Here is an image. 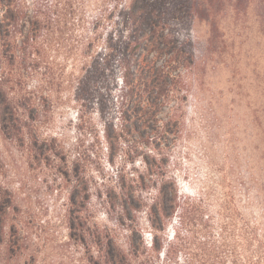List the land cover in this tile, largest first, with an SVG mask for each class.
I'll list each match as a JSON object with an SVG mask.
<instances>
[{
	"label": "rangeland",
	"instance_id": "obj_1",
	"mask_svg": "<svg viewBox=\"0 0 264 264\" xmlns=\"http://www.w3.org/2000/svg\"><path fill=\"white\" fill-rule=\"evenodd\" d=\"M73 1L65 47L35 67H14L23 74L10 85L16 134L6 135L0 118V264L104 263L109 240L150 250L162 189L202 208L218 247L221 235L240 242L243 229L264 240V0H227L216 35L182 0H157L195 64L176 96L175 138L149 155L129 148L134 134L121 137L123 78L112 59L102 61L132 0ZM136 171L146 184L131 181ZM131 185L142 202L127 213ZM174 220L159 233L165 239Z\"/></svg>",
	"mask_w": 264,
	"mask_h": 264
},
{
	"label": "trees",
	"instance_id": "obj_2",
	"mask_svg": "<svg viewBox=\"0 0 264 264\" xmlns=\"http://www.w3.org/2000/svg\"><path fill=\"white\" fill-rule=\"evenodd\" d=\"M226 1L182 0V5L206 18L216 35L218 17ZM61 4L57 0H0V118L6 135L16 134L20 122L10 97V85L18 84L20 80L16 78L23 74H18L14 67H35L46 61L53 48L65 47V31L75 3L69 0L64 6ZM122 12L123 30L115 48L106 47L108 54L102 61L106 64L112 59V70L118 69L123 78L118 95L121 137L134 134L129 148H142V154L149 155L156 144L176 136L172 128L179 127L181 122L176 96L184 91L181 85L186 70L195 64V56L171 33L169 20L162 8H157V0H132L131 6H123ZM162 113L172 116L163 121L159 118ZM135 173L138 178L131 181L146 184L144 175ZM118 178L126 182L127 175L121 171ZM135 186L131 185L130 191L123 189L127 213L135 202H142ZM151 212L157 222V242L152 249L137 248L132 243V248L124 251L109 240L106 261L96 264H264V240L259 230L243 229L240 242L232 244L221 235L219 241L224 244L218 247L216 241H210V221L202 208L180 200L177 191L171 195L162 189ZM173 220L174 232L165 239L159 233L163 234Z\"/></svg>",
	"mask_w": 264,
	"mask_h": 264
}]
</instances>
